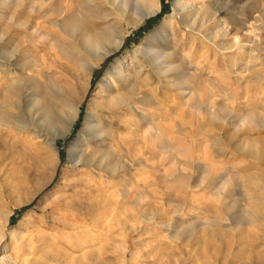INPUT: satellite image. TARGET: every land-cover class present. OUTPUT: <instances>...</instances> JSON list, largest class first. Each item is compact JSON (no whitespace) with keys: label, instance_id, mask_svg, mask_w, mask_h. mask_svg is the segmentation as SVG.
<instances>
[{"label":"rangeland","instance_id":"374dc122","mask_svg":"<svg viewBox=\"0 0 264 264\" xmlns=\"http://www.w3.org/2000/svg\"><path fill=\"white\" fill-rule=\"evenodd\" d=\"M34 1L38 7L45 2L4 0L0 34L2 28L10 31L11 17L26 14ZM151 7L155 14L134 27L137 15ZM170 16L174 28L165 30ZM77 20L81 30L75 39L66 30L73 20L66 19L61 39L46 45L43 72L31 68L26 93L30 105L41 102L48 120L38 109L25 107L29 130L13 139V147L0 148V264H217L225 256L226 264H264V0H99L81 7ZM83 30L107 35L96 54L119 37H125L124 43L90 72V55L81 48ZM141 46L167 56L162 66L171 67L163 78L158 66L145 65V74L151 75L146 90L155 103L144 110L158 115L160 138L144 137L149 125L139 109L122 107L127 110L122 114L112 105L104 112L103 126L107 130L112 118L134 120L132 127L138 129L119 131L122 137L136 131L126 140L127 153L110 140V161L150 166L154 156L157 168L127 169L128 183L121 185L117 179L123 172L111 175L115 188L124 189L127 204H119L115 189L107 188L103 198L110 216L102 220L98 211H65L55 200L73 196L69 181H83L96 168L83 164L75 169L69 149L84 130L89 107L102 101L110 66ZM77 58L84 59L80 67L73 62ZM73 81L76 89L71 90ZM77 96V119L69 135L56 139L57 154L49 141L64 129L72 114L68 105ZM99 173L110 177L93 173L97 191L103 181ZM137 180L139 189L131 190ZM225 184L219 199L213 191ZM84 188L76 191L82 194ZM149 194L150 204L142 199ZM141 215L154 220L149 223ZM213 230L218 235L203 236Z\"/></svg>","mask_w":264,"mask_h":264},{"label":"bare ground","instance_id":"6f19581e","mask_svg":"<svg viewBox=\"0 0 264 264\" xmlns=\"http://www.w3.org/2000/svg\"><path fill=\"white\" fill-rule=\"evenodd\" d=\"M97 2H99V0H45L43 6L38 7L37 1H34V3L33 4L31 3L32 5L29 6L28 12H26V14H17V15L14 14V16L11 17L10 27L12 29L10 31H8V29L6 31V29L2 28L0 34V148L5 147L9 149L13 147L15 142V140L13 139L17 140L18 137H21L25 132L29 130L30 124H28L25 118H23L24 112L27 108H30L27 109L29 110V112H31V110L35 108L36 110L38 109L40 111L39 113L40 114L42 113L44 115V119L48 120L49 117L46 111L42 109L41 102L38 101L34 105H30L32 101L30 99L31 95L26 93V89L32 81L31 68H36L37 70L43 72L44 69L43 61H45V56H46V45L53 44L59 39H61L62 35L60 33L61 30L65 28L64 27L65 20L66 19L73 20V22L71 21L72 24L68 26L66 30L69 33L68 35H70L73 39H75V37L77 36L76 34L78 33V31L81 30L80 24L78 23L77 20L79 9L81 7L95 6ZM3 4H4V0H0V6H2ZM124 4L126 5V7L129 6L127 5L128 3L126 2H124ZM175 11L177 13L178 10H176L175 8ZM154 14L155 12L153 8L150 9V11L148 10L147 12L144 11L140 12L137 15L138 17L134 27L135 26L137 27L139 24H141L143 21H145L150 16H153ZM2 15L3 12L0 10V17H3ZM169 18L170 19L166 20L163 24V28H165V30H169V29L172 30L174 28L173 27L174 21L172 20L173 16H170ZM105 39H107V35L104 34L102 31L92 32L89 30L87 31L83 30L81 48L83 51H85L90 55L89 58L91 60V63L89 61L90 72L94 68L99 66L104 58H106L109 55H112V53L121 49L125 37L123 36L119 37L115 45L106 47V49L102 53L96 54L95 52H97L98 48H100V44L103 41H105ZM145 48L144 47L142 48V46L139 47L138 49L134 50L131 53V56L129 54L130 58L129 57L128 59L126 57L119 58L110 66L103 79V82H107L108 85L106 90H104L105 93L103 92L104 96L103 95L100 96L102 97L101 98L102 101L98 102L99 104L97 105V108L91 109L92 107H94V105L93 106L91 105L89 107L84 130L81 133L78 142L73 144L69 149V156L73 158V161L75 162L74 164L75 169H77L78 165L89 164L98 168V170L96 168H91L90 171L87 170L89 172L85 173L84 175L85 177L83 181L82 179H79L77 181L72 180V182L69 181L68 187L74 189L75 191L74 195L73 196L62 195L61 196L62 198L59 197L55 200V203L58 206H62L64 208L63 210L65 211H69L73 209L78 212L80 210H84L94 215L97 213L96 211H98L100 213L99 220H102L104 217L110 216L109 203L106 202V200H104L103 198L106 195L105 190H107V188L112 187L113 189H115V195H113V197L115 199L121 198L119 199V204H124V205L127 204L125 203L126 201L124 202L123 200L125 196L124 189H122L121 186L115 188V182L111 180L112 178L111 175L113 176V174L123 172L122 173L123 175L118 176L119 178L117 179V182L118 185L120 183L126 184L128 183V181L125 178L126 173L124 174V171H126L127 169L131 170L133 167H139V169H146L147 167H149L151 171L152 170L154 171L157 168L156 164L153 163L155 161L154 156L152 158L153 161L150 164V166L149 165L147 166L143 162H139L138 164L133 162L127 163L120 159H118L116 163L110 161V159L112 160L111 156L113 155L112 149H114L112 146L113 142L111 141H115L116 147L119 148L121 152L127 153L129 147L126 145L127 144L126 140L131 138L133 136L132 133L136 131L130 132L128 137H122L119 131L120 129L133 131V129L135 128V126L132 127L134 120L129 122L126 120L119 121L116 118H112L109 127L107 126L108 127L107 130H105V127L103 126V122L106 120V116L104 112L110 111L112 109L111 107L112 105H114L115 109H120L118 112L122 114H124L125 111H127L126 109H133V110L139 109L138 111L141 113V120L146 121V124L149 125L143 134L144 137L145 138L148 137L147 139L151 137L152 139H154V141L152 142L159 140L160 134L157 131V121H156L158 115L154 111L148 112V110L147 111L144 110L145 107H151L155 103V99H154L155 97L151 96L150 94L151 91L149 90L150 93H147L148 90H146L149 83H151V77H150L151 75L149 71L147 74H145V67H146L145 65L149 61L152 62L153 65H155V67L158 66L157 67L158 72L161 74V77L163 78L166 77L167 74L170 72L171 67L165 68L162 66L161 62L167 56L157 54L158 50L157 51H155L154 49L147 50ZM74 51L75 53H77L76 50ZM68 55L70 56L71 59H73L74 54L71 55L68 53ZM139 56L140 58L141 57L143 58L142 61L139 60L138 58ZM80 61L81 63H83L84 59L77 58V60H73L74 64L78 67L81 66ZM168 76H170V74ZM73 78H74L73 80L76 82H78L80 79L78 74L75 73L73 75ZM74 81L72 84L73 88L71 90L76 89V85L74 84ZM80 100L81 98L77 96L75 100H73L68 105V108L71 110L72 113L71 116L68 118V121L65 124L64 129L57 131L56 134L54 133L53 139L49 141V147L57 154H58V149L56 147V139H63L71 132L73 124L77 119ZM59 102H60V98H59ZM64 104L66 105V103ZM122 107H126V109L123 108V110H121ZM170 109L171 107H168L169 112ZM17 110H20L21 113L16 112ZM135 122L140 123L141 121L135 120ZM151 138H150V142H151ZM150 142L149 144L152 143ZM78 147H81L83 149H79ZM154 149L155 147H152L150 153L153 154L155 151ZM93 152L94 153L98 152L99 155H102L101 158L96 159V157H94L92 154ZM120 161H122V164H119ZM208 170L209 169H207L206 171ZM97 172H101V173L106 172L110 174V177L109 175L104 176L103 174L100 173L98 174V177L103 179V181L99 183L100 186L99 191H97L98 185L97 186L92 185V183L95 181V177L93 173H97ZM137 182L138 180L130 184L131 190L133 188L135 190L136 188L139 189V184H137ZM156 182L157 180L153 181L152 186H156L157 185ZM80 186H85L84 188L85 190L82 192V194L76 191ZM223 192H226V184L224 186H220L217 189H215L213 191V194L220 199L222 198L221 194ZM151 197L153 196L149 194V196L142 197V199L143 201L147 200L150 204ZM89 198L91 199L93 198V199L90 200ZM0 202H2V199L0 200ZM22 202L25 203L26 200ZM141 217L149 223H152V221L154 220L152 217L148 218L143 215H141ZM101 225L103 226V224ZM120 225L121 228L125 230V227L123 226L124 223L120 222ZM165 228L169 231L171 229L169 225H165ZM181 232L176 231L175 234L180 235ZM216 235L218 234L213 230L211 232L207 231V234L203 236L210 238V237H215ZM174 237L175 236H170L169 237L170 241H173ZM200 241L198 240V242ZM160 246L163 247V245ZM165 255L163 254V256ZM168 257L169 255L167 256V258ZM226 257L227 256H225V258L223 259H217L218 257L215 256V259H217L218 261L217 264H226L227 263ZM5 258H7L9 261H12L13 259L11 255L6 256Z\"/></svg>","mask_w":264,"mask_h":264}]
</instances>
